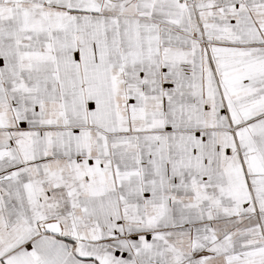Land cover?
Masks as SVG:
<instances>
[{
  "label": "snow or ice",
  "instance_id": "snow-or-ice-1",
  "mask_svg": "<svg viewBox=\"0 0 264 264\" xmlns=\"http://www.w3.org/2000/svg\"><path fill=\"white\" fill-rule=\"evenodd\" d=\"M0 264H264V0H0Z\"/></svg>",
  "mask_w": 264,
  "mask_h": 264
}]
</instances>
